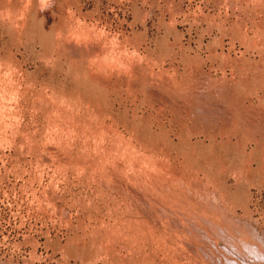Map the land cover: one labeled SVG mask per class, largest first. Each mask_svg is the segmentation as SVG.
Returning a JSON list of instances; mask_svg holds the SVG:
<instances>
[{
	"label": "rangeland",
	"instance_id": "obj_1",
	"mask_svg": "<svg viewBox=\"0 0 264 264\" xmlns=\"http://www.w3.org/2000/svg\"><path fill=\"white\" fill-rule=\"evenodd\" d=\"M0 264H264V0H0Z\"/></svg>",
	"mask_w": 264,
	"mask_h": 264
},
{
	"label": "bare ground",
	"instance_id": "obj_2",
	"mask_svg": "<svg viewBox=\"0 0 264 264\" xmlns=\"http://www.w3.org/2000/svg\"><path fill=\"white\" fill-rule=\"evenodd\" d=\"M155 172V171H154Z\"/></svg>",
	"mask_w": 264,
	"mask_h": 264
}]
</instances>
